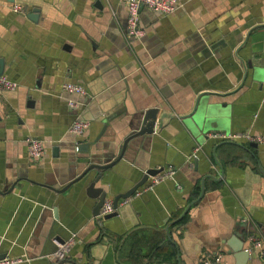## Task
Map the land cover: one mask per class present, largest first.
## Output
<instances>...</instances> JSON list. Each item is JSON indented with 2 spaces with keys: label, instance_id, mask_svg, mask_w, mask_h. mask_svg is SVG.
<instances>
[{
  "label": "crops",
  "instance_id": "0c3cea01",
  "mask_svg": "<svg viewBox=\"0 0 264 264\" xmlns=\"http://www.w3.org/2000/svg\"><path fill=\"white\" fill-rule=\"evenodd\" d=\"M94 1L0 0V73L18 84L0 94V257L25 258L8 264H201L203 253L219 252L220 264H263L256 251L246 259L233 249L254 232L264 250V143L206 133L264 134V26L251 29L238 49L259 79L231 94H201L206 123L199 136L178 118L151 136L138 164L170 162L175 178L129 202L119 199L122 216L110 222L112 229L99 226L101 215L92 220L94 199L83 189L55 193L48 186H60L57 178H68L72 169L63 153L73 118L64 82H79L87 93L71 94L81 100L78 115L89 121L75 137L80 141L94 139L103 122L104 138L110 132L121 138L124 129L115 125L150 106L187 112L198 92L226 91L239 82L242 67L233 49L264 22V0H177L165 15L140 5L135 36L125 33L120 0H99L102 8ZM28 136L44 141L41 157L27 155ZM196 146V161H187ZM135 170L123 161L116 176L123 181ZM71 232L73 243L55 258L50 238Z\"/></svg>",
  "mask_w": 264,
  "mask_h": 264
},
{
  "label": "water",
  "instance_id": "95a60500",
  "mask_svg": "<svg viewBox=\"0 0 264 264\" xmlns=\"http://www.w3.org/2000/svg\"><path fill=\"white\" fill-rule=\"evenodd\" d=\"M94 5L98 8H102L101 2L99 0H95ZM34 11L36 10L32 9V12ZM258 26H264V22L256 23L250 27L247 30L243 40L233 49V55L236 57L242 67V76L239 82L232 88L226 91L206 89L198 92L191 108L184 113H175L171 110L159 109L157 106H150L141 110H137L132 114L126 113L128 116L126 121L119 123V125H115V128H118L119 130L124 129L121 138H117L116 132H110V137H108V139L104 138L103 136L107 133L104 132L105 128L107 127L105 122H103L98 133L91 141H80L79 138L70 136L69 147L67 148L66 145L64 147L65 151L63 153L66 155V160L69 163L70 168H72L71 172L68 178H57V180H59L60 186H48L51 191L60 193L64 192L66 189L73 188L74 186H78L79 189H83L86 195L94 199L90 210V217L93 221L99 216V208L101 204L106 199V197L110 195L113 210L101 215V219L97 222H99V226L103 229H112L110 222L112 221L111 224H114V220L118 221L122 216L121 206L118 203V200L123 199L125 202H129V199L134 195H142L148 191L152 192L154 185L151 188L145 189L151 176L165 169L168 164L173 165L170 162H165L158 167L147 165L141 166L138 164L139 162L137 161V158L138 156L142 155L141 153L143 151L141 150L145 149V144L149 141L151 136L159 133L163 126L171 118L183 120L182 124L184 125V128L191 135L199 136L206 123L205 115L201 112V107L199 105V98L201 94H231L232 92L241 89L243 84H246L251 80L259 79L260 73L254 68L248 72V68L250 67L249 61L244 60V58L238 53L239 47L244 44L245 38L247 37L250 30ZM263 87L264 84L262 83V88ZM123 111H125V108ZM98 140H104V144L102 143V145L100 144L99 146L97 143ZM59 144L61 143H57V145ZM250 144L255 145L256 143L251 142ZM197 151H199V148L194 150V152L187 154V161L191 160L192 158L193 161H196ZM123 161L134 164V166L138 169V172L135 170L136 176L128 174L123 181H120L116 176V172L117 167ZM174 168L176 167L174 166ZM128 178L131 181L130 185L121 190V187L119 186L127 184L126 180ZM174 178L175 172L169 179L174 180ZM12 187L13 184L7 188V191L11 190ZM52 216L56 218L54 206H52ZM241 224L246 226V224L243 222ZM71 233L74 234V232ZM232 233L233 236L240 239V234H238L237 230H233ZM240 241L242 240L240 239ZM227 243L232 248H234L233 244L228 240ZM236 246L237 249H233L235 252L234 255L236 257L246 256V259L250 258V253L253 252V250L250 251L248 249V241L243 247L242 244H240L239 247V243H236ZM3 257H0V259ZM19 258L20 261L25 259L23 256H19Z\"/></svg>",
  "mask_w": 264,
  "mask_h": 264
},
{
  "label": "built area",
  "instance_id": "2783aa9c",
  "mask_svg": "<svg viewBox=\"0 0 264 264\" xmlns=\"http://www.w3.org/2000/svg\"><path fill=\"white\" fill-rule=\"evenodd\" d=\"M126 10V22H125V33L126 35H137L140 31L139 22V7L140 5L146 8L159 12L162 15L170 14L175 10L178 2L177 0H120ZM14 10H23L21 4L13 3L11 5ZM17 82L4 74L0 73V94L5 91L14 90L17 87ZM62 88L67 92L65 99L67 106L73 110V118L67 126V131L74 137L79 136L88 127L89 121L80 117L77 113V109L81 106V100L74 98L71 94L83 97L86 96V90L84 86L79 82L66 81L62 84ZM206 135L215 140L222 141H239L245 143H264V134L254 132L251 129H245L242 131H208ZM27 155L30 158H39L44 152V141L41 138L35 136H28L25 138ZM199 148L196 146L195 150ZM175 172L173 165L168 164L165 169L155 173L149 179L145 189L151 188L156 182H159L165 178H171ZM125 202L122 200L121 203ZM119 203V204H121ZM113 210L112 202L110 199H105L99 208V215H103ZM74 234L68 235L64 239L52 236L50 238L54 245L53 256L57 259H62L65 253L68 251L70 245L73 243ZM248 241V249L250 251H256L260 260L264 264V250L262 249V240L257 233L249 232L246 235ZM221 254L217 253H203L201 256V264H220ZM20 260L19 257H13L9 259H0V264H8Z\"/></svg>",
  "mask_w": 264,
  "mask_h": 264
},
{
  "label": "trees",
  "instance_id": "16d2710c",
  "mask_svg": "<svg viewBox=\"0 0 264 264\" xmlns=\"http://www.w3.org/2000/svg\"><path fill=\"white\" fill-rule=\"evenodd\" d=\"M179 221V220H178Z\"/></svg>",
  "mask_w": 264,
  "mask_h": 264
}]
</instances>
